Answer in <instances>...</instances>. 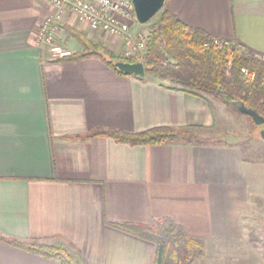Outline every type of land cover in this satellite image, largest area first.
Listing matches in <instances>:
<instances>
[{
  "label": "crops",
  "instance_id": "crops-1",
  "mask_svg": "<svg viewBox=\"0 0 264 264\" xmlns=\"http://www.w3.org/2000/svg\"><path fill=\"white\" fill-rule=\"evenodd\" d=\"M165 5L188 26L264 57V0ZM52 10L45 0H0V264H60L7 239L65 241L82 264H154L156 244L113 223L164 217L203 239L207 255L219 246L238 264H264V184L254 183L258 171L238 143L87 136L155 127L223 136V103L119 74L98 56L55 61L36 40ZM67 24L86 29L74 16Z\"/></svg>",
  "mask_w": 264,
  "mask_h": 264
},
{
  "label": "trees",
  "instance_id": "trees-1",
  "mask_svg": "<svg viewBox=\"0 0 264 264\" xmlns=\"http://www.w3.org/2000/svg\"><path fill=\"white\" fill-rule=\"evenodd\" d=\"M64 28L80 48L72 55L55 61H80L89 56H98L117 73L139 77L126 74L116 66L118 61L139 60L117 55L105 44L94 42L72 25L65 24ZM212 38L202 29L188 26L164 6L154 17L149 29L148 50L141 58L146 74L139 78H154L170 89L201 96L206 100L209 97L216 98L233 112L243 114L240 106L245 105L264 116V57L237 42L232 47H217ZM205 43L209 45L204 46ZM243 69L255 74L253 80L245 77ZM191 129L155 127L140 132L97 129L87 136H111L118 142L133 145L162 144L175 140L192 141ZM113 225L155 243L157 250L154 264H192L205 244L203 239L188 235L169 217L160 218L149 225ZM7 240L14 246L60 264H78L65 241Z\"/></svg>",
  "mask_w": 264,
  "mask_h": 264
},
{
  "label": "built area",
  "instance_id": "built-area-1",
  "mask_svg": "<svg viewBox=\"0 0 264 264\" xmlns=\"http://www.w3.org/2000/svg\"><path fill=\"white\" fill-rule=\"evenodd\" d=\"M52 6L50 15L43 20L38 28L36 40L38 45L46 47L53 59H62L73 54L64 46L59 37L71 16L79 24L93 30H100L109 37H116L124 45V55L128 59L137 53L146 51L147 44L142 35L134 34L133 25L138 22L135 6L132 0H45ZM217 47L235 45L234 41L212 38ZM205 43L204 46H208ZM142 61V60H139ZM247 79L255 74L243 69Z\"/></svg>",
  "mask_w": 264,
  "mask_h": 264
},
{
  "label": "rangeland",
  "instance_id": "rangeland-1",
  "mask_svg": "<svg viewBox=\"0 0 264 264\" xmlns=\"http://www.w3.org/2000/svg\"><path fill=\"white\" fill-rule=\"evenodd\" d=\"M165 7H167L165 5ZM154 22V18L146 24H141L139 22H135L133 25L134 34L137 37L138 35H142L146 41L148 50V37H149V29L151 28ZM81 25V24H80ZM83 25V24H82ZM86 29H79L85 35H87L94 42H100L105 44L107 47L112 49L117 55H120L126 59L124 55V45L120 42L116 37H109L104 34L100 30L94 31L88 26L84 25ZM64 30V29H63ZM102 34V37L99 36V32ZM67 31H62L61 36L59 37V41L66 47L70 48L73 52L76 51V41L73 37H71ZM98 32V33H97ZM146 51L139 52L134 58L142 60V56L146 53ZM214 99V98H213ZM220 101V100H219ZM219 105V104H218ZM218 116L220 117V121L218 123L219 129L223 131V136L214 131H204V130H191V135L195 139H221L232 143H238L248 160L249 169L257 170L255 173L254 183L264 184V141L260 137L261 126L256 125L249 116H244V114H240L237 112H233L223 104L220 108H216ZM236 113V114H235ZM237 114H240L237 116ZM226 134V135H224ZM255 167H258L256 169ZM72 253V252H71ZM73 256L78 264H82L78 255L73 252ZM206 253V246L204 244V248L200 255H198L194 262L198 260V262L202 261L204 264H227V259L230 261V264H238L237 256H232L230 253H227L222 247H211L209 253ZM228 261V263H229ZM193 262V263H194ZM200 262V263H202ZM192 263V264H193ZM203 264V263H202Z\"/></svg>",
  "mask_w": 264,
  "mask_h": 264
},
{
  "label": "water",
  "instance_id": "water-1",
  "mask_svg": "<svg viewBox=\"0 0 264 264\" xmlns=\"http://www.w3.org/2000/svg\"><path fill=\"white\" fill-rule=\"evenodd\" d=\"M135 6L137 20L141 24H146L151 21L165 6L167 0H132ZM116 66L119 70L126 74H136L139 77H144L146 74L145 66L142 61L125 62L118 61ZM240 111L243 114L250 116L253 122L258 125H264V116L260 115L257 111L246 107L240 106ZM260 137L264 141V127L261 129Z\"/></svg>",
  "mask_w": 264,
  "mask_h": 264
}]
</instances>
